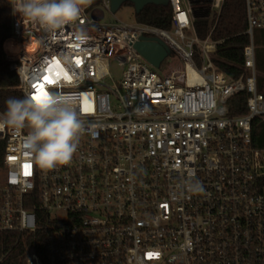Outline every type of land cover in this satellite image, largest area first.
I'll use <instances>...</instances> for the list:
<instances>
[{"label": "built area", "instance_id": "2783aa9c", "mask_svg": "<svg viewBox=\"0 0 264 264\" xmlns=\"http://www.w3.org/2000/svg\"><path fill=\"white\" fill-rule=\"evenodd\" d=\"M12 2L0 56L18 91L63 96L85 128L72 161L53 169L25 149L27 127L0 128V233L34 236L24 264H264V147L253 137L264 121L254 39L264 0H246V71L234 80L214 63L220 41L199 36L194 0H170L172 29L104 23L112 10L101 0L54 34ZM224 2L211 0L213 16ZM143 38L164 42L185 70L161 74L135 48ZM242 93L247 111L231 115Z\"/></svg>", "mask_w": 264, "mask_h": 264}, {"label": "trees", "instance_id": "16d2710c", "mask_svg": "<svg viewBox=\"0 0 264 264\" xmlns=\"http://www.w3.org/2000/svg\"><path fill=\"white\" fill-rule=\"evenodd\" d=\"M101 3V0H92L90 9ZM125 5H132L127 3ZM133 6V5H132ZM89 9V10H90ZM138 23L148 24L163 29H172L173 9L171 6L150 5L142 13L136 14ZM13 2L12 0H0V42H5L12 36ZM195 25L200 38L205 39L209 35L216 41H220L214 63L231 80L239 78L245 73L244 49L250 43L248 30V16L246 0H225L220 13L212 17H199ZM256 46L257 85L264 94V27L257 28L254 32ZM18 77L10 69V63L6 60L1 50L0 56V109L7 111V101L11 98L25 99L18 91ZM246 93H242L232 99L229 104L231 115L246 113ZM253 137L256 146L264 147V122L255 121ZM34 236H28L19 232L0 233V264H24L27 249L32 247Z\"/></svg>", "mask_w": 264, "mask_h": 264}, {"label": "clouds", "instance_id": "9594fccd", "mask_svg": "<svg viewBox=\"0 0 264 264\" xmlns=\"http://www.w3.org/2000/svg\"><path fill=\"white\" fill-rule=\"evenodd\" d=\"M90 3L91 0H21L16 10L54 34L65 25L76 22L84 6ZM76 35L81 42L88 39L83 30ZM5 126L15 130L27 127L30 130L23 138V145L46 169L70 163L85 130L84 121L76 108L54 92L39 101L32 96L9 99L6 113L0 116V128ZM187 190L194 194L204 191L199 181H189Z\"/></svg>", "mask_w": 264, "mask_h": 264}, {"label": "rangeland", "instance_id": "374dc122", "mask_svg": "<svg viewBox=\"0 0 264 264\" xmlns=\"http://www.w3.org/2000/svg\"><path fill=\"white\" fill-rule=\"evenodd\" d=\"M198 2H201V0H197ZM210 2L211 0H203L200 5H198L199 3L195 2L194 0V9L196 10V16H200V17H205V16H213V12L211 10H209L208 7H210ZM92 3V0H91ZM91 3L89 5H86L87 7H89L91 5ZM95 8H103V3H99L97 6H95L94 8H91L89 10L88 13H91L93 11V9ZM123 22V23H127V24H133L136 23L137 19H136V12H135V8L132 5H124L117 13H110L108 11H105V17L103 19L104 23H117L118 20ZM7 50L11 51L10 48V44H8L7 46ZM123 65H121L119 62L117 61H112V65H111V72L113 73V76L116 78V81L119 82L120 78L122 76V72H123ZM185 70L184 64L181 62L180 58L173 54L171 56H169L168 58H166L164 60V62L162 63V67L159 69V72L163 75H166L168 73H172V72H182ZM264 122V121H262Z\"/></svg>", "mask_w": 264, "mask_h": 264}, {"label": "water", "instance_id": "95a60500", "mask_svg": "<svg viewBox=\"0 0 264 264\" xmlns=\"http://www.w3.org/2000/svg\"><path fill=\"white\" fill-rule=\"evenodd\" d=\"M111 4L112 13H117L125 4L134 6L136 14L150 6H169L170 0H107ZM135 48L157 69H160L166 58L173 55L169 47L158 38L145 40L144 38L136 43Z\"/></svg>", "mask_w": 264, "mask_h": 264}, {"label": "snow or ice", "instance_id": "6c2138e0", "mask_svg": "<svg viewBox=\"0 0 264 264\" xmlns=\"http://www.w3.org/2000/svg\"><path fill=\"white\" fill-rule=\"evenodd\" d=\"M44 79H45V83H48V84H52V83H54V81H53L50 77H45ZM36 87H37V89H38L39 91H38L37 94H34V95H33V99L39 101V99H40L41 97H46L48 93H47L46 91H44V87H43V85H37ZM26 167H27V166H26Z\"/></svg>", "mask_w": 264, "mask_h": 264}, {"label": "bare ground", "instance_id": "6f19581e", "mask_svg": "<svg viewBox=\"0 0 264 264\" xmlns=\"http://www.w3.org/2000/svg\"><path fill=\"white\" fill-rule=\"evenodd\" d=\"M28 48H29V50H31V51H32V50L34 49V46H33V45H31V46H29Z\"/></svg>", "mask_w": 264, "mask_h": 264}]
</instances>
